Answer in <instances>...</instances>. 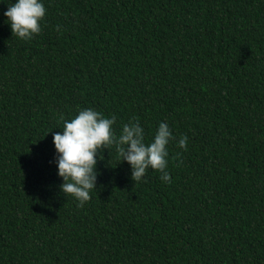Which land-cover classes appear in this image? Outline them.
Returning a JSON list of instances; mask_svg holds the SVG:
<instances>
[{
  "label": "trees",
  "instance_id": "trees-1",
  "mask_svg": "<svg viewBox=\"0 0 264 264\" xmlns=\"http://www.w3.org/2000/svg\"><path fill=\"white\" fill-rule=\"evenodd\" d=\"M0 0V264H264V0H43L31 40ZM92 108L160 122L170 181L112 148L83 206L52 135ZM61 116L63 119H61ZM187 137L186 149L178 147Z\"/></svg>",
  "mask_w": 264,
  "mask_h": 264
},
{
  "label": "clouds",
  "instance_id": "clouds-1",
  "mask_svg": "<svg viewBox=\"0 0 264 264\" xmlns=\"http://www.w3.org/2000/svg\"><path fill=\"white\" fill-rule=\"evenodd\" d=\"M3 15L12 34L27 41L40 33L46 8L43 0H15ZM114 125L115 117L84 108L70 120L64 119L62 130L52 135L57 176L62 180L59 190L63 196L74 198L80 206L90 200L91 191L96 189V166L102 159L99 153L109 148L115 151L120 163L129 165L134 182H140L149 169L159 172L163 183L170 181L168 144L174 137L169 126L160 122L151 141L146 142L139 120L130 119L121 126L119 134ZM177 144L186 149L187 137L181 135Z\"/></svg>",
  "mask_w": 264,
  "mask_h": 264
}]
</instances>
